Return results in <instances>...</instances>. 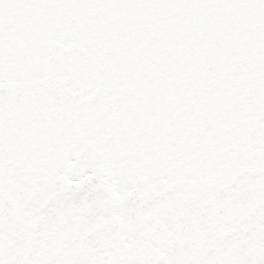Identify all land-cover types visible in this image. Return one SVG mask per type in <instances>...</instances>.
Listing matches in <instances>:
<instances>
[{"label": "snow or ice", "instance_id": "6c2138e0", "mask_svg": "<svg viewBox=\"0 0 264 264\" xmlns=\"http://www.w3.org/2000/svg\"><path fill=\"white\" fill-rule=\"evenodd\" d=\"M0 264H264V0H0Z\"/></svg>", "mask_w": 264, "mask_h": 264}]
</instances>
